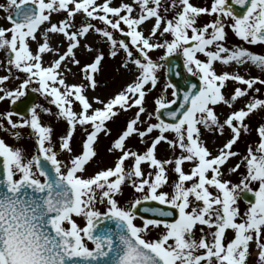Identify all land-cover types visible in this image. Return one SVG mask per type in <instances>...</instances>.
<instances>
[{
	"label": "rangeland",
	"instance_id": "rangeland-1",
	"mask_svg": "<svg viewBox=\"0 0 264 264\" xmlns=\"http://www.w3.org/2000/svg\"><path fill=\"white\" fill-rule=\"evenodd\" d=\"M220 2L0 0V153L14 181L39 180L44 155L71 183L78 207L57 226L79 248L93 249L89 217L114 212L165 264H264V46L252 37L264 0L242 22ZM22 3L38 20L11 22ZM168 55L203 86L175 127L155 115L174 97ZM31 90L28 114L13 113ZM142 200L176 207L178 222L132 215Z\"/></svg>",
	"mask_w": 264,
	"mask_h": 264
},
{
	"label": "water",
	"instance_id": "water-1",
	"mask_svg": "<svg viewBox=\"0 0 264 264\" xmlns=\"http://www.w3.org/2000/svg\"><path fill=\"white\" fill-rule=\"evenodd\" d=\"M252 2L222 0V6L244 20ZM37 12L38 8L31 3H22L13 10L11 20L31 22ZM254 37L264 43V24L257 26ZM165 63L166 79L173 86L175 99L160 106L156 116L163 123L177 125L201 91V85L191 74L184 77L180 56L168 55ZM35 101V94L30 92L25 99L15 102L12 110L26 115ZM35 164L44 183L28 178L13 182L8 159L0 154V259L3 264H165L134 235L126 218L112 212L89 218L84 235L94 247L77 249L80 237L73 232L64 233L56 225L57 220L77 207V193L46 157L38 156ZM241 197L249 204L257 201L256 195L247 189L242 190ZM131 213L144 219L171 222L178 217L174 208L153 200L138 201Z\"/></svg>",
	"mask_w": 264,
	"mask_h": 264
},
{
	"label": "bare ground",
	"instance_id": "bare-ground-1",
	"mask_svg": "<svg viewBox=\"0 0 264 264\" xmlns=\"http://www.w3.org/2000/svg\"><path fill=\"white\" fill-rule=\"evenodd\" d=\"M144 26L145 27H151V28H153V26H154V23H153V21H151V20H148L147 21V23H145L144 24ZM54 37H51V39L49 38V39H47V42L48 41H50V40H52ZM49 45V44H48ZM47 48L49 47V46H46ZM215 63H217V62H214V66H216L215 65ZM261 70V69H260ZM262 76L264 75V71H262L261 73H260ZM122 79L124 80L125 79V74L122 76ZM122 81H120L119 83H121ZM118 83V84H119ZM222 173H223V169H222ZM218 238H222V239H225L226 238V233H220V234H217L216 235ZM244 254H245V256L246 257H248V254H249V252H248V249H245V251H244ZM252 259V258H251ZM252 262H254V260H252Z\"/></svg>",
	"mask_w": 264,
	"mask_h": 264
}]
</instances>
